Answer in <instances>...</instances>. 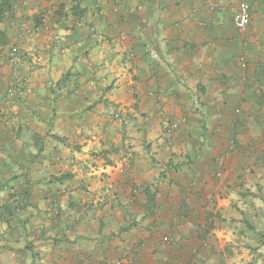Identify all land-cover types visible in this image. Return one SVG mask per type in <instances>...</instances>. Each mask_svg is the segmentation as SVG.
Returning a JSON list of instances; mask_svg holds the SVG:
<instances>
[{"label":"crops","instance_id":"0c3cea01","mask_svg":"<svg viewBox=\"0 0 264 264\" xmlns=\"http://www.w3.org/2000/svg\"><path fill=\"white\" fill-rule=\"evenodd\" d=\"M12 3L0 264H241L264 233V0Z\"/></svg>","mask_w":264,"mask_h":264},{"label":"rangeland","instance_id":"374dc122","mask_svg":"<svg viewBox=\"0 0 264 264\" xmlns=\"http://www.w3.org/2000/svg\"><path fill=\"white\" fill-rule=\"evenodd\" d=\"M15 1L16 0H8V2L4 3L3 6L6 9L5 15L7 14L6 17H3L4 20L10 19L12 16H14L13 14L14 9L12 6L13 4L12 2H15ZM1 2H4V0H0V4ZM0 23H2V21H0ZM255 236L256 238H258L256 240L257 245L256 247L251 249L249 256L247 255V252L245 250H242L243 248L241 247L237 248V250L239 251L237 259H240V258L242 259L241 264H264V233L258 232L257 235L255 234Z\"/></svg>","mask_w":264,"mask_h":264},{"label":"built area","instance_id":"2783aa9c","mask_svg":"<svg viewBox=\"0 0 264 264\" xmlns=\"http://www.w3.org/2000/svg\"><path fill=\"white\" fill-rule=\"evenodd\" d=\"M251 8L249 4H243L240 8V10L238 11V13L235 15L234 21L235 24L238 28L240 29H246L249 27L250 22H251V12H250ZM24 29V28H23ZM10 97L14 96V91L11 90L9 93ZM6 125H9L10 122L9 121H5ZM177 126L175 125V128Z\"/></svg>","mask_w":264,"mask_h":264},{"label":"trees","instance_id":"16d2710c","mask_svg":"<svg viewBox=\"0 0 264 264\" xmlns=\"http://www.w3.org/2000/svg\"><path fill=\"white\" fill-rule=\"evenodd\" d=\"M5 2H8V0H4V2H1V4H0V21H1V19H3V17H6L7 16V14L5 15V13H6V9L4 8V3ZM5 15V16H4ZM4 33L0 30V43L1 44H5L4 43ZM17 51H18V49H16L15 47L11 50V53L13 54V55H15V54H17ZM262 200H263V202H264V198H261ZM247 226H248V228L249 229H251V230H256L253 226H251L249 223H247Z\"/></svg>","mask_w":264,"mask_h":264}]
</instances>
